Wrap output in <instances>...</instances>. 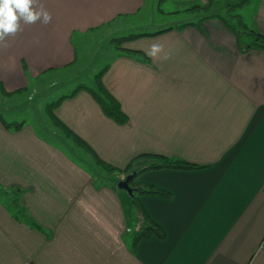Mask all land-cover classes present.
<instances>
[{"label":"crops","instance_id":"crops-1","mask_svg":"<svg viewBox=\"0 0 264 264\" xmlns=\"http://www.w3.org/2000/svg\"><path fill=\"white\" fill-rule=\"evenodd\" d=\"M204 1L163 2L185 10ZM40 2L51 23L21 22L0 47V99L71 70L78 39L117 26L129 39L102 84L128 123L107 117L81 84L54 101L63 99L55 116L121 171L135 159L132 172L150 166L152 155L200 168L144 173L138 183L167 196L138 195L134 204L47 114L19 129L0 121V264H264V49L242 51L217 18L205 34L180 28L206 16L125 34L137 30L147 0ZM242 16L264 36V0H251ZM153 42L163 45L155 60L145 54ZM149 220L165 237L134 246Z\"/></svg>","mask_w":264,"mask_h":264},{"label":"rangeland","instance_id":"rangeland-1","mask_svg":"<svg viewBox=\"0 0 264 264\" xmlns=\"http://www.w3.org/2000/svg\"><path fill=\"white\" fill-rule=\"evenodd\" d=\"M199 4L206 6L207 1ZM240 4L241 0H215L212 8L209 10L197 8L195 11H191L190 9L192 7L184 10V8L178 9V7L174 5L161 2V0H147V6L141 15L138 16L139 18L137 17V19H135L137 22L136 26L138 25L137 30L134 28L132 31L126 32L125 34H138L154 31L156 29H163L168 26L197 22L203 16L211 15L225 18L234 25L239 26L237 19L234 17L236 15L242 16V12L248 5L235 9V6ZM243 20L247 28L250 29L247 25L248 21L246 20V22L244 18ZM250 24L249 22V25ZM118 30L117 26H112L108 29L104 28L95 34H90L81 42L78 39L77 65L71 70L69 69L40 79L35 86L29 87L26 93L10 97V99H0V117L10 122L15 120L14 122L16 123H26L28 120L29 122L38 123L39 118L46 119V109L50 103L54 102L65 93L71 94L80 84L87 85L89 88L100 92L97 77L102 75L104 70L111 64L113 54L119 52V46L123 43L118 42V36L121 35L118 34ZM48 118L52 122L49 116ZM53 125L60 129L54 123ZM62 132L68 139H71L64 131ZM71 140L74 141L73 139ZM80 148L82 147L80 146ZM85 153L91 156L87 151H85ZM92 159L96 163L93 157ZM101 168V170H97V176L105 178V180L113 185L118 181L124 180L127 176L126 172H112L107 171L102 166ZM124 195L129 196L126 193H124Z\"/></svg>","mask_w":264,"mask_h":264},{"label":"trees","instance_id":"trees-1","mask_svg":"<svg viewBox=\"0 0 264 264\" xmlns=\"http://www.w3.org/2000/svg\"><path fill=\"white\" fill-rule=\"evenodd\" d=\"M164 0H161V2H163ZM207 1V5L206 6H202L201 4H195L192 6V8L190 9L192 10H196L197 8L199 9H206L209 10L212 8V5L214 3L215 0H205ZM251 2V0H241V4L235 6V9L238 7H244L247 4H249ZM210 18H217L222 20L230 29L231 31L236 35L238 42H239V46L241 48L242 51H246L252 47H258V48H263L264 49V36L260 33H258L257 31L253 30V29H248L247 26L245 25V22L243 20V17L240 15H236L234 18L237 19V23L239 24V26L234 25L233 23L229 22L227 19L219 17V16H206L204 18H202L201 20H199L197 23H190L187 25H183L180 28L186 27V26H195L196 28H198L202 33H206L205 27H204V23L206 22L207 19ZM131 38V37H130ZM129 38H122L119 39L118 42H123L125 40H127ZM104 74V72H103ZM102 75H99L98 78V82H99V90L100 92H97L93 89H88L91 94L95 97V99L97 100V102L99 103L102 111L104 112V114L111 118L112 120H114L115 122H117L118 124L121 125H125L128 123L129 119L128 116L126 115V113L122 110L120 103L117 101V99H115L103 86L102 84ZM81 88H86V87H81ZM80 88H78L74 93H76ZM87 89V88H86ZM74 93H72L71 96L74 95ZM70 97V96H69ZM61 100L63 99H59V101L56 102H52L47 106V114L48 116L52 119V122L58 126L60 129H62L68 137H70L71 139H73L79 146H81L85 151H87L95 160L96 162L101 165L104 169H106L107 171H119L121 172V170L114 168L110 165H108L107 163H105L104 161H102L97 155L96 153L91 149V147L81 138H79L74 132H72L69 128H67L54 114V109L58 107V105L60 104ZM0 121L3 122V124L8 127V128H16L19 129L21 128L24 123H8L4 118L0 117ZM152 158L157 159V161L153 164H151L150 166L139 170L137 176L135 177V179L131 182V187L135 189V197L133 198V203L135 204L138 198V195H146V194H152V195H159V196H167V194H165L163 191L158 190V189H154L152 187L146 188L145 186H143L141 183H138V179L146 172L149 171H155V170H196L199 169L200 167L191 163H188L184 160H179V159H170L164 156H158V155H152ZM136 160V159H135ZM134 160V161H135ZM133 161V162H134ZM133 162L131 163V165H129V167L122 172H126L128 175L133 173L131 171V166L133 164ZM15 207L17 209H19V205L18 203H15ZM159 237V238H164L165 237V233L164 231L161 229L160 226H158L156 223H154L152 220H149L144 227H142L140 229V231L136 234L135 238H134V242L133 245L135 246L138 241H140L143 238H149V237Z\"/></svg>","mask_w":264,"mask_h":264},{"label":"clouds","instance_id":"clouds-1","mask_svg":"<svg viewBox=\"0 0 264 264\" xmlns=\"http://www.w3.org/2000/svg\"><path fill=\"white\" fill-rule=\"evenodd\" d=\"M52 15L45 8L40 0H0V47L7 48L8 37H15L23 31L21 22L32 25L40 22L44 25L51 23ZM163 52V45L153 42L145 50V54L155 60ZM171 58L170 53H166L163 59Z\"/></svg>","mask_w":264,"mask_h":264},{"label":"water","instance_id":"water-1","mask_svg":"<svg viewBox=\"0 0 264 264\" xmlns=\"http://www.w3.org/2000/svg\"><path fill=\"white\" fill-rule=\"evenodd\" d=\"M138 172H133L125 177L124 180L119 181L118 188L125 191L131 198L135 197V189L131 187V182L135 179Z\"/></svg>","mask_w":264,"mask_h":264}]
</instances>
